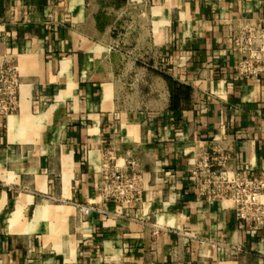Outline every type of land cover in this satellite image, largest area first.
Segmentation results:
<instances>
[{"label":"crops","instance_id":"crops-1","mask_svg":"<svg viewBox=\"0 0 264 264\" xmlns=\"http://www.w3.org/2000/svg\"><path fill=\"white\" fill-rule=\"evenodd\" d=\"M263 17L264 0H0L21 82L0 117V264H264V227L191 175L203 154L264 173V81L235 80L230 51ZM163 75L191 89L176 112ZM110 153L142 172L140 203L100 195Z\"/></svg>","mask_w":264,"mask_h":264},{"label":"built area","instance_id":"built-area-1","mask_svg":"<svg viewBox=\"0 0 264 264\" xmlns=\"http://www.w3.org/2000/svg\"><path fill=\"white\" fill-rule=\"evenodd\" d=\"M231 56L234 61V79L238 81H264V17L244 23L232 32ZM20 76L15 66L0 62V117L11 116L18 109ZM112 153L102 175L99 192L105 202L129 206L142 200L144 176L136 163L130 172L123 173L116 166ZM194 190L208 201H229L241 228L253 232L264 227V173L233 171L222 161L203 154L191 172ZM89 215L91 208H82Z\"/></svg>","mask_w":264,"mask_h":264},{"label":"trees","instance_id":"trees-1","mask_svg":"<svg viewBox=\"0 0 264 264\" xmlns=\"http://www.w3.org/2000/svg\"><path fill=\"white\" fill-rule=\"evenodd\" d=\"M163 77L167 81L170 88L171 109L176 112L180 108L181 103L189 100L191 89L178 84L168 75H163Z\"/></svg>","mask_w":264,"mask_h":264}]
</instances>
